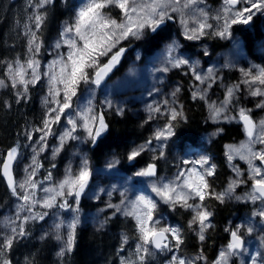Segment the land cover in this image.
Returning a JSON list of instances; mask_svg holds the SVG:
<instances>
[{"label": "snow or ice", "instance_id": "1", "mask_svg": "<svg viewBox=\"0 0 264 264\" xmlns=\"http://www.w3.org/2000/svg\"><path fill=\"white\" fill-rule=\"evenodd\" d=\"M51 2L52 0H36L34 8L37 11L29 17L35 30L30 25H25L30 54L28 58L23 62L16 59L7 63L8 82L12 88L22 89L16 93L17 102L27 97L29 85H35L41 80L40 60L37 59V55L40 53L42 42L37 33L45 22L46 14L39 10ZM202 3L203 0H82L75 10L72 22L65 24L60 33V39L54 45L57 50L62 45H67V53H57L56 58L47 65L48 71L43 73L48 77V95L44 103L46 106L49 104L55 106L47 108L42 127L33 130V132H40L41 135L33 145L34 154L31 163L25 168V178L17 182L13 174V165L19 156V145L8 149L0 161V173L6 178L12 195L21 201L17 205L14 218L6 217L2 222L6 230L0 231V264H12L7 253L17 239L28 235L25 226L29 221H43L49 215L48 211H34L37 206L48 210L71 209L75 213L72 220L67 223L66 238L59 234L56 236L58 240H65L64 247L58 255L62 256L65 251L73 250L76 242V229L80 223V200L93 179V169L88 158L83 157L77 170L73 171L69 165L64 178L42 188L44 195L38 198L37 190L41 189L43 183L35 178L38 170L43 167L38 161V156L47 149V138L54 134L52 126L59 124L62 117L66 118L68 127L59 135V144L53 149V157L61 152L69 140L81 139L75 135L78 129L86 133L84 139L93 145L108 131L109 124L106 122L104 109L97 110L93 103L94 93L96 89L105 84L113 69L120 64L126 51L124 47H117L121 41H127L130 38L140 40L148 33H156L166 21L175 18L173 14H178L183 29L182 35L190 41H199L206 36L230 39L233 36V26L249 25L257 14L264 16V0H222V6L214 16H210V12L204 7L198 6ZM110 8L119 9L121 18L114 17L108 11ZM209 20L216 21V24L210 23ZM179 47L176 41L168 44L161 66L154 68L153 71L167 73L173 68L180 69L186 66L194 81L198 82L192 85V99L207 100V90L217 79L215 69L208 68L202 73L199 70V61H190V58L177 54ZM204 55H208L207 49ZM103 57H107L106 62H102ZM225 66L230 67L232 64L229 62ZM240 72L243 75L242 81L226 89L223 101L219 104L213 101L208 104V107L209 118L212 121L238 119L243 123L247 139L241 141L239 145L226 147L228 161L231 162L234 157L238 156L246 162V172L238 166H233L236 177L230 180L227 188L217 192L209 183V178L215 175L216 165L211 163L209 155L200 154L194 159L181 158L180 164L188 167H181L173 178L152 179L151 193H154L159 201L144 192L129 198L127 189L121 191L120 203H109L106 207L115 210L112 213L113 216L122 213L132 217L135 220L137 233L135 258L122 257L121 264H146L149 257L154 256L156 252L179 249L184 243L180 226L162 224L161 219L156 218L159 202H163L172 210L179 207L189 211L192 215L188 221V227L197 232L200 241H204L206 231L214 227L210 219L214 213L210 210L211 205L206 203L209 199H215L221 204L226 199L253 203L259 201V207L252 211L251 216L264 220V118L255 121L251 115L252 110L243 107L239 108L235 116L226 114L241 84L248 86L250 96L261 97L256 107L264 109V66L253 65L247 69L241 68ZM134 73L135 69L130 68L129 75ZM82 84L93 86L90 89L91 98L85 105L73 109V100L77 97ZM6 86L5 79H0V87ZM153 91L159 92V89H153ZM153 91L148 92V95L151 96ZM180 91V87H176L171 92V102L165 99L161 103L146 106L149 113L148 120L155 119V114L166 116L167 119L162 126L154 130L148 140L135 146L127 154L129 161H136L143 153L156 151L152 147L153 141L159 142L158 155L153 156L151 162L136 171L135 176L157 177V161L165 158L168 142L177 136L180 122L187 120L184 106L182 104L177 106L176 97ZM103 105L108 109L114 108L119 115L124 114V108L114 105L111 99L106 98ZM222 131L223 129H217L211 135H218ZM33 132H27L28 140L33 139ZM257 145L259 147H256ZM116 163L119 161L113 157V162L108 163L106 167L111 169ZM52 167L54 168L55 165L53 164ZM245 175L247 179L244 178ZM44 181H52L51 171L44 177ZM249 182L250 189L243 195H236L237 188L240 185H248ZM113 190H116L115 185H113ZM108 194L111 195V192ZM69 198L72 199V203L69 202ZM25 212L27 214L22 215ZM106 222L107 218L101 222V227ZM64 224L65 222L60 220L54 225L57 233ZM244 227V223H241L225 229L230 235V240L211 264H233L232 258L240 255L241 251H246L245 240L241 235V229ZM246 232L251 234L253 227L248 226ZM47 235L48 233H44V236ZM128 240L127 235L122 237L123 244H127ZM258 256H260L259 252L251 258V264H257ZM201 261H207L202 250L188 259L173 255L167 264H198Z\"/></svg>", "mask_w": 264, "mask_h": 264}, {"label": "rangeland", "instance_id": "2", "mask_svg": "<svg viewBox=\"0 0 264 264\" xmlns=\"http://www.w3.org/2000/svg\"><path fill=\"white\" fill-rule=\"evenodd\" d=\"M82 3V0H76L75 1V10L76 8ZM199 7H204L206 10L210 12V16H214L217 11L222 6V0H203V3L198 5ZM111 14L116 17L117 19L120 17L119 9L112 8L109 9ZM117 11V13H116ZM75 14V12H73ZM32 16L34 14H31ZM174 19L177 21V31H173L172 34L168 39L165 41H161L160 45L156 47L152 52L143 54L139 49H133L132 52L129 50L124 53L122 57V62H127V67L123 73L113 75L111 78H109L105 84H103L100 88L95 90L94 93V100L93 103L95 104L97 110H100L101 108L104 109L106 115L111 114L113 112L116 113L115 109H108L103 105V101L108 98L113 101L114 105H119L124 108V113L127 111H130L138 120H142V122L145 123V121L151 123L150 128V134L152 136L154 130L160 126L166 121L167 117L155 114V119L148 120L149 113L146 109V106L148 104L153 103H161L165 99H169L171 102V92L176 88L180 87L181 91L177 94L176 100H177V106L182 104L185 105L183 98H182V89H183V82L180 78L171 77L170 74L173 73L176 70H179L182 73H190V70L185 66L180 69H171L167 73H160V72H154V68H159L161 66V62L163 60V54L165 51V48L168 44L172 43V41H176L179 43L180 47L178 49L179 55L183 56L184 58H190V61H199V70L204 73L207 71L208 68H214L215 74L217 76V79L215 83L212 84L211 88L207 90V100H200L204 103L207 110V116L206 120L208 123H211L214 125L213 128L207 129L206 131L202 132L198 138L197 141L194 142H184L183 145H179L176 140H170L168 142V148L166 149V155L165 158L159 159L157 161V171L158 175L156 178H148V177H137L134 175L136 171L146 166V164H137L134 165L133 168H130L129 171L125 170V168H122L120 165V159L117 158V155L113 151L107 152V154L102 157V161L99 164H93L91 162V159L89 160V164L91 168L93 169V182L91 183L90 188L85 191V193L81 196V201L86 198L89 202L96 203L93 208H90L88 211H85L81 205L79 217H80V223L77 227L84 226V225H92L97 228H104L105 224L101 227V222L106 219V215L109 214V212L113 213L115 210L111 208H107L106 205L109 203L112 204H119L121 197V191H124L127 189V195L129 198H133L134 195L139 194L140 192H144L145 194L152 195L154 199L159 201L158 197H155L154 193H151L150 189V183L152 179H158L160 177H166L168 179L173 178L176 173L180 170L181 167H188L187 165H181L180 160L181 158L184 159H194L200 154H207L211 157V163L215 164L214 161V154H212V140H214L218 135H211L214 133L217 129H221L224 124H239L240 128L243 132V137L241 139H238L232 143L226 144L228 145H239L241 141H244L247 139L243 124L241 121L237 120H224L220 119L217 121H212L210 116V111L208 104L215 101L217 104H219L221 101L225 98V92L226 89L229 86H232L234 84L240 83L243 79V75L240 72L241 68H250L253 65H260L264 66V16L257 14V16L254 18L253 22L249 25H235L233 26V36L230 39H221L219 37H212V36H206L202 37L199 41H190L184 38L182 35V27L179 22L178 14H173ZM70 21H63L61 24V31L66 23H71ZM210 23L216 24V21L209 20ZM32 29L34 30V25L29 20V24ZM25 27V26H24ZM257 27L260 30L257 32ZM241 28H246L247 30H250V32L254 35V46H253V54L249 53L247 50L246 44L244 43V37L240 33ZM26 29V27H25ZM27 30V29H26ZM61 33V32H60ZM60 33L53 37L50 43L46 45L42 44L40 53L37 55V59L40 60V69L41 72V80H42V89L41 91L45 93V97L48 95V77L43 75V73L48 71L47 65L49 62H51L53 59L56 58L57 53H64L66 54L68 51L67 45H62L60 49H55L54 45L55 42L60 39ZM134 40L130 38L127 40L129 42V47L132 48ZM215 40H221V41H228V45L225 48L215 50L214 48V42ZM126 41H121L120 44L117 47L126 46L122 43ZM238 42V43H237ZM193 44L194 46H192ZM127 45V46H128ZM43 47L46 49L42 51ZM205 49H207L208 55H204ZM115 51V50H114ZM24 57H22L23 60H26L28 56L30 55L28 52V45L26 47V50L24 51ZM139 55V59H137V56ZM106 58V57H103ZM101 58V59H103ZM17 59H21L17 58ZM16 60V59H15ZM15 60H8L6 62H13ZM231 63L232 66L226 67L225 65L227 63ZM134 68L135 73L132 75H129V69ZM7 71V68H6ZM2 79V78H1ZM6 84H10L7 80L6 76ZM190 94L193 90L192 85L194 83H198L194 81V78L191 75L190 78ZM38 82L35 85H29V90L27 93V98H29L32 94L34 86H36ZM11 85V84H10ZM83 86L82 89L78 91L77 94V103L76 108L79 106H83L86 104L87 100L90 97V89L93 87L91 85H81ZM204 87V86H202ZM5 87H0V90ZM17 93L18 90H22L20 88H12ZM153 89H159V92L153 91ZM153 91V94L151 96L148 95V92ZM49 99H51L49 97ZM261 97H253L249 95V88L247 85L241 84L240 90L236 92L235 97L233 98V102L231 105H229L226 114L229 116H235L238 113L239 108L243 107L246 109H251V115L254 118L255 121H259L260 119L264 118V109L257 108L256 105L260 102ZM184 113H185V106H184ZM186 116V113H185ZM68 127L67 124H60L58 125V132L57 135H55V141L56 144L52 145V151L53 149L58 146L59 135L65 130V128ZM41 133L38 132L37 140L39 139ZM75 135L81 137V139L77 140V142L80 144V148L76 150V154L78 153V159L79 163L75 164V161L73 163H68V165L65 167L63 166V170L61 171L62 174L59 176V178L54 179L52 181H44L42 183L41 189L37 190L38 198L42 197L44 195L42 188L48 187L51 184L60 181L64 178L66 169L70 165L73 169V171L77 170L81 163V159L83 157H87V153L85 149H81L88 140L84 139L86 137V133L79 129L75 133ZM150 136V137H151ZM51 138V135L47 138V142H49ZM36 140V141H37ZM90 142V141H89ZM144 142H140L137 144H130L129 151L134 148L137 145L143 144ZM158 145L159 142L153 141L152 147L156 149V151H147L146 156L147 159H150L152 161V157L158 155ZM225 146V156L227 159V147ZM39 147V145H37ZM256 147H259L257 145ZM43 153V152H42ZM33 146H30L27 153H22V148L19 149V157H18V168H17V182L23 180L26 176L25 168L31 163V159L33 156ZM57 157V155L55 156ZM113 157L116 158V160L119 161V163H116L113 168L109 169L107 168V164L110 162H113ZM139 158V157H138ZM137 158V159H138ZM136 159V160H137ZM77 161V160H76ZM74 165L76 167H74ZM227 165L230 168V175L228 176V182L226 185L222 187H213L216 189L217 192L224 190L227 188L228 183L231 179L236 177V173L233 171V166H238L241 170L245 171L247 170V164L245 161L241 160L238 156L234 157V159L230 162L227 159ZM247 179V176L244 177ZM38 180V179H37ZM210 183V182H209ZM113 185L116 186V190H113ZM251 187V184L249 182L248 185H240L236 190V195H243L246 191H248ZM101 189H104V191H101ZM111 192V195L108 193ZM98 197V198H97ZM116 197V199H115ZM72 201L71 198H69V202ZM219 202V201H218ZM260 202L257 201L256 203H253L251 201H237L235 199H226L223 205L227 206L231 213H229V216L225 219L223 224V230L224 233L227 234V239H229L230 235L227 231H225L226 228L233 227L235 225L244 223L245 227L241 229V235L244 237L245 240V249L246 251H241V254L238 256H235L232 258L233 264H251V258L253 256H256V253L259 252L260 256L257 257V264H264V220H261L259 217H252L251 213L254 209L259 207ZM165 205L163 202H159V206ZM17 206H15V209ZM57 208L48 210V209H42L39 206L36 207L34 211H48L49 215L45 217L43 220L46 231L44 233H50L53 236H56L59 234L62 237L67 236V223L70 222L75 215V213L71 209H59ZM102 210V211H101ZM214 214L215 210L210 209ZM27 212L22 213V215H26ZM7 213L4 212L0 214V231H5L6 229L3 226V220L6 217ZM113 216L112 214H110ZM123 215L122 213H117L115 216ZM168 213L165 211H161L158 215H156V218L161 219L162 224H169L172 226H179L177 222H174L170 217H168ZM191 213L189 212V220L191 219ZM132 218V217H131ZM133 219V218H132ZM211 223L213 224L214 215L210 218ZM60 220H63L65 222L64 226L59 230V233L54 229V225L58 223ZM134 223L135 220L133 219ZM248 226L253 227V232L251 234H248L246 232V228ZM44 227V229H45ZM210 229V228H209ZM209 229L206 231L205 236ZM136 231V228L133 229ZM194 234L198 237L197 232L194 231ZM43 233V234H44ZM126 235L123 234L122 237ZM137 233L134 232L132 240H128L127 244L122 243L121 248V254L120 259L123 257L125 259H134L135 258V245L137 243L136 239ZM129 237V235H127ZM58 240V239H57ZM199 240V239H198ZM230 240V239H229ZM228 241H221L218 245V248L216 250V253L213 257H209L206 252H203V243L204 241H200V246L197 250L192 251L190 253H181L180 248L179 249H172L171 251L165 250L161 252V254H155L152 257H149L147 264H167V261L171 259V256H182L186 259L192 258L196 256L198 253L201 252L204 256L207 257V261H201L198 262V264H211L213 260L216 259L219 251H221L229 242ZM65 240L60 239L58 240V246L59 248L64 247Z\"/></svg>", "mask_w": 264, "mask_h": 264}, {"label": "trees", "instance_id": "3", "mask_svg": "<svg viewBox=\"0 0 264 264\" xmlns=\"http://www.w3.org/2000/svg\"><path fill=\"white\" fill-rule=\"evenodd\" d=\"M75 1L52 0L51 3L44 5L39 10L46 14L45 22L37 33L42 44L47 46L53 37L61 32L63 21L72 20L73 12H75ZM35 3L36 0H31V2L30 0H0V79H6L5 64L8 60H15L20 57V60H23L22 57H24V51L28 45L27 30L24 26L29 24L31 14L37 11L34 8ZM256 30L257 32L260 31L258 27ZM173 31H177L176 19L166 21L156 33H148L144 38L131 42L133 45L132 48L128 46L129 51L139 49L143 54L150 53L160 45L161 41L168 39ZM239 31L244 37L247 50L253 54L254 35L246 28H241ZM122 44L128 45L129 42L126 41ZM213 44L215 50H219L225 48L228 41L215 40ZM45 49L43 47L42 51ZM101 60H106V58ZM126 67L127 62L124 61L114 71L113 75L123 73L122 71ZM170 76L180 78L184 84L181 94L187 117L186 121L180 122L177 136L173 138L172 142L176 140L179 145H183L187 141H197L202 132L213 128L214 125L206 120L207 110L204 103L200 100H193L191 97L189 87L191 74L176 70ZM42 86V80H40L36 86L32 87L31 96L27 99H20L19 102H17L16 92L10 84L0 90V161L6 154V150L12 146L19 145V149L22 148V153H27L29 147L35 145L38 131L33 132V130L42 127L47 108L55 106L54 104L45 105V93L41 91ZM82 88L83 86L80 87V89ZM76 103L77 98H74L73 109H75ZM106 119L109 124L108 131L98 139L97 143L93 145L88 141L81 146V149L86 150L87 158L91 159L93 164H99L107 152L113 151L120 159L121 167L128 171L134 165L148 163L150 159L145 157L146 153H143L133 164L127 159V154L130 144L145 142L150 138L151 123L138 120L130 111L123 115L113 112L107 114ZM64 123L67 124V120L62 117L59 124L52 126L54 134L47 142L48 147L38 156V161L43 165L35 177L39 181L44 182V177L49 171L52 173V180L57 179L62 174L63 166L66 167L68 163L74 161L75 164L79 163L76 150L80 148V144L77 140H69L57 157H53L52 145L56 144L54 138L58 132V125ZM221 129L223 131L212 140V154H214L216 170L215 175L209 178V182L213 187H222L226 185L229 179L230 168L224 153L226 144L241 139L244 135L240 125L236 123L224 124ZM27 132H33L32 140L27 139ZM53 164L55 165L54 168L52 167ZM74 167L76 166L74 165ZM1 174L0 214L6 212V216L14 218L17 209L15 206L21 201L12 195L11 189L7 187V183ZM72 202L70 201V203ZM206 203L211 205L215 214L212 224L214 227H211L205 236L203 252H206L209 257H213L219 243L229 240L222 226L231 211L215 199H209ZM95 204L86 198L80 202L85 211L93 208ZM161 211L167 212L168 217L182 228L184 243L180 246V252L184 254L197 250L200 241L192 229L188 227L189 211L179 207L172 210L167 205L159 206L157 215ZM110 214L112 213L109 212L106 215L107 222L104 228H97L92 225L77 227L73 250L71 252L65 251L62 256L58 255L61 248L57 245L58 240L55 236L50 233L44 236L43 233L46 231L44 221H29L25 226L28 235L20 237L14 242L13 247L7 253V257L11 259L12 264H121L119 255L122 253L121 236L123 234L129 235V240H132L133 234L136 232L133 230L135 223L130 216H111ZM42 236H44L43 239H41ZM156 254H161V252H156Z\"/></svg>", "mask_w": 264, "mask_h": 264}, {"label": "water", "instance_id": "4", "mask_svg": "<svg viewBox=\"0 0 264 264\" xmlns=\"http://www.w3.org/2000/svg\"><path fill=\"white\" fill-rule=\"evenodd\" d=\"M124 48H125L126 50L128 49V47H124ZM117 67H118V65H117ZM117 67H116V68H117ZM116 68H115V69H116ZM115 69H113V71H114ZM112 73H113V72H112ZM112 73L110 74L109 78L111 77ZM109 78H107V80H108ZM107 80H106V81H107ZM7 150H8V149H7ZM6 152H7V151H6ZM15 166H16V163H14V165H13V174L15 173ZM1 175H2V174H1ZM14 176H15V174H14ZM4 178H5V177H4ZM15 179H16V176H15ZM5 180H6V178H5ZM92 181H93V179L90 181V183H89V187H90ZM6 183H7V180H6ZM7 187H8V184H7ZM89 187H88V188H89ZM88 188H87V189H88ZM87 189H86V190H87ZM86 190H85V191H86ZM229 238H230V237H229Z\"/></svg>", "mask_w": 264, "mask_h": 264}, {"label": "flooded vegetation", "instance_id": "5", "mask_svg": "<svg viewBox=\"0 0 264 264\" xmlns=\"http://www.w3.org/2000/svg\"><path fill=\"white\" fill-rule=\"evenodd\" d=\"M105 116L107 117L106 113H105Z\"/></svg>", "mask_w": 264, "mask_h": 264}]
</instances>
